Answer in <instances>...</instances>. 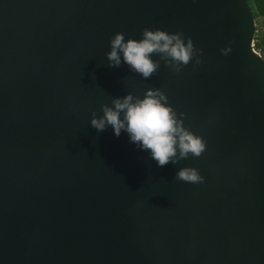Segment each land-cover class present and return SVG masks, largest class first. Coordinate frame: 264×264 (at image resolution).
Wrapping results in <instances>:
<instances>
[{"label":"water","instance_id":"water-1","mask_svg":"<svg viewBox=\"0 0 264 264\" xmlns=\"http://www.w3.org/2000/svg\"><path fill=\"white\" fill-rule=\"evenodd\" d=\"M181 32L196 57L149 79L117 33ZM248 0H0V264H264V57ZM222 49L229 50L222 54ZM160 89L206 143L159 167L92 113ZM182 167L204 182L176 179Z\"/></svg>","mask_w":264,"mask_h":264},{"label":"clouds","instance_id":"clouds-1","mask_svg":"<svg viewBox=\"0 0 264 264\" xmlns=\"http://www.w3.org/2000/svg\"><path fill=\"white\" fill-rule=\"evenodd\" d=\"M111 50L106 53L110 67H119L121 60L130 69L149 79L160 67V61H154L153 54L159 55L160 60L175 72H180L182 66L188 65L193 57L195 64H200L198 53L191 38H185L183 33H168L156 29L142 30V39H128L117 32L110 39ZM222 54L229 50L222 49ZM112 106H101L103 115L92 113L91 126L97 131H104L111 126L114 135L119 137L121 131L126 132L130 141L141 150H150L151 159L157 166L163 167L169 163L177 164L189 155L200 157L206 150V143L184 126L182 117L168 104V98L160 89H148L141 99L131 93L123 97L113 98ZM176 179L191 184L204 182L199 170L192 167H182L176 172Z\"/></svg>","mask_w":264,"mask_h":264},{"label":"trees","instance_id":"trees-1","mask_svg":"<svg viewBox=\"0 0 264 264\" xmlns=\"http://www.w3.org/2000/svg\"><path fill=\"white\" fill-rule=\"evenodd\" d=\"M257 24L254 48L264 57V0H248Z\"/></svg>","mask_w":264,"mask_h":264}]
</instances>
